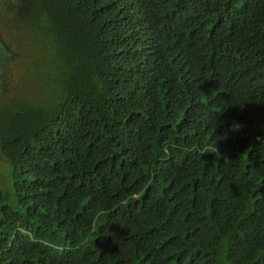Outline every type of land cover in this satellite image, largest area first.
Wrapping results in <instances>:
<instances>
[{
    "label": "trees",
    "instance_id": "1",
    "mask_svg": "<svg viewBox=\"0 0 264 264\" xmlns=\"http://www.w3.org/2000/svg\"><path fill=\"white\" fill-rule=\"evenodd\" d=\"M16 7L48 91L0 120V264H264V0Z\"/></svg>",
    "mask_w": 264,
    "mask_h": 264
},
{
    "label": "rangeland",
    "instance_id": "2",
    "mask_svg": "<svg viewBox=\"0 0 264 264\" xmlns=\"http://www.w3.org/2000/svg\"><path fill=\"white\" fill-rule=\"evenodd\" d=\"M0 7L4 10L0 18V40L4 42L2 48L0 47V69H2L0 72V120H2L11 111V107H7L10 104V97L17 96L28 101H36L40 100L37 98L38 95L42 94L41 98H44L48 89L43 92L44 84L34 81L32 77L28 79L36 73L33 71L28 73L25 62L27 65L43 62V59L38 56L39 41H31L33 30L27 24L13 18L12 13L7 12L10 7L8 0L1 3ZM13 14H23L22 8L16 7ZM43 25L45 27L46 24ZM46 67L48 68L49 64ZM46 98L50 100L51 97ZM3 166L4 160L0 155V172Z\"/></svg>",
    "mask_w": 264,
    "mask_h": 264
},
{
    "label": "clouds",
    "instance_id": "3",
    "mask_svg": "<svg viewBox=\"0 0 264 264\" xmlns=\"http://www.w3.org/2000/svg\"><path fill=\"white\" fill-rule=\"evenodd\" d=\"M7 0H0V4L1 3H4V2H6ZM8 2H10V5L14 2V0H8ZM21 8V7H20ZM1 7H0V11H1ZM23 9V8H22ZM26 10V9H25ZM28 13L29 12H31L30 10H26ZM36 15V13H33V16H35ZM2 16H3V12H2ZM13 16V15H12ZM17 17H13V18H15L16 20H19V21H21V22H23V23H25V24H27L33 31H31L32 32V40L31 41H34V40H38V39H40V38H42V39H44L45 40V42H46V39H45V37L44 36H42L39 32V29H36L37 28V26L38 25H36L35 24V20H33V22L34 23H32V24H30L29 23V21H23L22 19H21V15H16ZM43 24H44V20H43ZM43 27V26H42ZM42 30V29H41ZM3 41L2 40H0V47L2 48V46H3ZM38 47H40L39 45H38ZM49 50V44L46 42V46H44V49H43V51H45V55L47 56L48 55V51ZM2 69H0V71H1Z\"/></svg>",
    "mask_w": 264,
    "mask_h": 264
}]
</instances>
